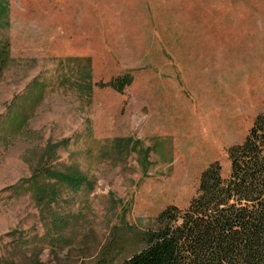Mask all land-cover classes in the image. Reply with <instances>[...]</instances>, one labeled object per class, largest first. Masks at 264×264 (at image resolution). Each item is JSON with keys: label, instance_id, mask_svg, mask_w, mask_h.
Instances as JSON below:
<instances>
[{"label": "rangeland", "instance_id": "1", "mask_svg": "<svg viewBox=\"0 0 264 264\" xmlns=\"http://www.w3.org/2000/svg\"><path fill=\"white\" fill-rule=\"evenodd\" d=\"M263 107L264 0H0V264H118Z\"/></svg>", "mask_w": 264, "mask_h": 264}, {"label": "trees", "instance_id": "2", "mask_svg": "<svg viewBox=\"0 0 264 264\" xmlns=\"http://www.w3.org/2000/svg\"><path fill=\"white\" fill-rule=\"evenodd\" d=\"M131 82L126 74L108 86L120 93ZM227 156L228 176L210 163L188 206L162 210L139 234L142 247L118 264H264V107Z\"/></svg>", "mask_w": 264, "mask_h": 264}, {"label": "crops", "instance_id": "3", "mask_svg": "<svg viewBox=\"0 0 264 264\" xmlns=\"http://www.w3.org/2000/svg\"><path fill=\"white\" fill-rule=\"evenodd\" d=\"M89 44H90V45H93V44H92V42H91V43H89Z\"/></svg>", "mask_w": 264, "mask_h": 264}]
</instances>
